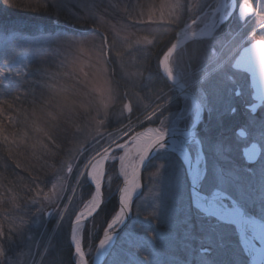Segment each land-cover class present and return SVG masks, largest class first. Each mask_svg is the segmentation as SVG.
I'll list each match as a JSON object with an SVG mask.
<instances>
[{"label":"rangeland","instance_id":"obj_1","mask_svg":"<svg viewBox=\"0 0 264 264\" xmlns=\"http://www.w3.org/2000/svg\"><path fill=\"white\" fill-rule=\"evenodd\" d=\"M43 1L50 2L57 10L59 17L77 21L70 27L81 30L83 33L78 32L79 34L70 36L48 34L32 38L22 34H0V83L6 79L13 83V87L6 93L13 95L12 99L10 98V102L6 103L3 101L5 104L0 106V146H3L4 142L9 143V147L2 149L3 153L2 155L0 153V157L4 161L7 158L11 161L16 160L14 156L18 147L26 146V150L31 149L32 152L29 149L25 150L27 154H24L23 161L20 163L16 161L18 169L25 177L26 174H32L31 166H34L30 160L32 156H38L42 160L46 157L47 160H52L49 165L52 173H49V177L45 178V181H41L42 178L38 177L39 181H36V185L32 186L31 190L30 186L28 187L26 182L22 181L23 192L31 193V201L35 197L38 186L44 188L47 185L45 191H48L51 184L56 183L63 176L66 178L63 207L69 209L71 213H76L83 209L84 203L90 199V193L85 192L84 189L79 190L77 179L81 180L83 177H78L75 169L69 175L67 164L79 158L81 151L84 156H90L92 152L105 147L110 139L115 143V140L128 136L130 133L146 131L148 127H159V121H152L151 117L159 111L160 105L166 104L169 96L178 103L171 104L164 112V117H168L166 126H170L173 114L191 104V100H184L177 86L172 85L163 76L164 54L172 46L170 43L178 40L176 37L182 31L190 34L202 32V30L208 32L212 28L211 26L209 28L211 18L219 20L217 9L220 0ZM226 1L228 8L224 15L229 14L226 19L231 18L227 26L221 28L219 32L214 31L208 39L194 40L183 45L174 53L170 65L174 81L179 84L189 82L193 74L197 79L206 73L213 72L218 73L217 78L226 76L225 96L221 100L212 101L215 108L212 115L207 112L210 117L209 129L217 140L223 142L232 168L242 177L247 178L253 171L258 176L261 168H264V135L261 132L264 122L255 119L257 116L249 114V110L247 112L243 109L246 115L243 119L245 123L238 128V131L243 129L248 135V138H243L235 130L228 129L226 132L221 118L225 117L224 114H228L226 111L228 108L235 107L232 99L237 88L233 86L236 84L231 81L229 72L237 49L248 37V45L251 44V36L264 37V0H240V4L238 0ZM248 8L251 11L245 15L244 12H249ZM54 25L62 26L64 23L55 21ZM166 41L170 42V46L159 55L157 60V52L161 44ZM213 45L220 49L219 57L215 56L214 50H211ZM245 47L247 44H244L243 48ZM179 54L185 56L189 63L188 67L185 68V61L180 59ZM35 63L40 67L37 74L43 81L35 80L30 84L28 80H25L22 68ZM114 74H118V80L126 87L119 88L121 85ZM161 76L164 78L163 81L160 80ZM238 78L240 80L241 77L238 75ZM46 81H49L48 85ZM158 84H164L165 90L153 93V89L156 90ZM231 88L234 89L232 92ZM190 91L192 92L191 89ZM69 92L71 94L67 95ZM150 92H152L151 95ZM247 92L246 89L242 93L245 98ZM15 93H18L16 97ZM65 95L68 98H65ZM49 99L51 107L48 111L46 107L43 109L41 106L47 105ZM22 101L27 105H24ZM132 103L147 109L148 115L146 114L147 116L141 120L143 122L132 118L134 113ZM46 111H48L47 122L52 121L56 125L67 124L64 121L66 117L68 118L66 140L69 141V146L62 151L59 150L61 153L52 154L51 151L54 149L49 147V135L47 137L43 135L47 126L42 113ZM117 115L120 119L125 116L126 121L123 123L122 119V122L116 124L118 127L112 131L109 122ZM259 115H264V107ZM186 123L190 128L191 122L187 119L180 121L177 127L185 129L183 126H186ZM201 124L202 122L199 125ZM65 131L67 132V129ZM252 142L259 144L262 153L258 163L248 166L243 157V149ZM203 151L205 155L209 151L207 142L204 144ZM177 156L175 153H170L168 158L175 160ZM192 156L195 160L194 149H192ZM162 161L161 156L144 169L141 187L137 190V196L132 204V218L114 241L112 255L102 264H123L131 254L142 257L138 247L134 245L137 234H142L140 225L146 223L144 217L151 215L152 206L161 193L166 201L169 199L167 176H160L158 173L154 175L155 166ZM184 171L186 172L187 169L184 168ZM257 179L258 177L254 176L253 183ZM3 182L0 179V228L7 231L9 227H15L16 223L19 226L20 221L23 220L25 222L21 228L23 236L16 237L20 248L25 252L30 251L31 258L35 259L37 264H40L41 260L43 264H52L53 255L62 258L60 253L62 255L68 243L69 224L74 216L65 212L64 220L60 221L54 215L37 226L32 223L35 208L29 207L25 202L22 191L20 192L22 188L12 189L9 183L6 186ZM121 182L123 183V178L119 172L118 162H110L106 165L102 184L104 195L111 191L112 195L109 197L116 194L118 200ZM87 183L93 187L89 181ZM182 190L183 201H170V203L172 206L186 209L190 196L188 179L184 180ZM92 191L93 194L94 187ZM201 191L211 193L206 185L201 188ZM17 204L19 207L15 206ZM249 214L255 215L251 212ZM256 217L264 222V218ZM180 218L178 214L167 223L157 219L151 220L152 227L158 228L160 233V239L155 241V247L163 264H172L174 260L178 264H183L186 257L190 258L183 247ZM226 232L231 249L234 253L241 255L243 264H247L248 259L240 248L235 228L231 225ZM98 233L97 237L101 235L100 231ZM28 236H31V239H28ZM50 237L53 241L51 245H49ZM97 240L92 241L93 249L98 244ZM46 245L49 248H55V253L46 250ZM85 250L87 252V248Z\"/></svg>","mask_w":264,"mask_h":264},{"label":"snow or ice","instance_id":"obj_2","mask_svg":"<svg viewBox=\"0 0 264 264\" xmlns=\"http://www.w3.org/2000/svg\"><path fill=\"white\" fill-rule=\"evenodd\" d=\"M46 6L42 0H36L35 5L28 4L26 8L35 10L37 7ZM225 8L224 0H220L217 9L219 20L213 21V27L217 23L220 24L217 32L226 27L231 19H224ZM211 50H214L217 57L221 54L215 45ZM249 52H252V49L241 53L240 62L250 64L252 59ZM258 59L264 72V59ZM225 82L226 76L217 78L214 72L206 73L199 79L193 74L189 82L180 83L178 87L182 93L186 88L191 89L199 98V102L191 95L185 94L184 100H191V104L172 115L170 126H166L168 117H164V112L171 104L178 103L172 96L167 97L166 104L160 105L159 111L151 117L152 121H159V127H148L146 131L130 133L115 140V143L110 139L105 147L92 152L90 156H84L81 151L79 158L67 164V173L71 175L75 169L78 177H86L94 187V193L90 195L87 203H84L82 210L71 213L63 207L66 179L63 176L56 183H52L48 191H45L47 185L44 188H36L35 197L29 201L35 208L33 224L39 226L54 215L62 221L65 219V212L74 216L69 224L68 264H99L101 259L106 261L112 255L114 241L127 227L131 217L133 196L141 187L140 173L146 165L161 156L163 161L155 166L154 175L158 173L160 176H167L169 199L166 201L161 193L152 206L151 215L144 217L146 223L140 225L142 234H137L134 245L138 247L142 257L131 254L123 264H163L155 247L160 233L158 228L152 227L151 220L157 219L167 223L178 214L181 216L179 225L183 230V247L190 257H186L183 264H243L241 255L234 253L228 242L226 229L231 225L240 230V243L244 246V251L264 255V225L256 219V216L264 218V168H261L258 176L253 171L247 178L242 177L228 162L224 144L216 139L212 130L209 129L203 134L195 130L205 108L207 107L212 115L215 111L212 101L221 100L225 96ZM258 98L264 100V96ZM226 111L234 115L236 109L230 107ZM186 119L191 122L188 130L177 127L180 121ZM255 119L264 122V115ZM261 132L264 135V124ZM177 136L181 139L177 140ZM205 142L209 148L206 155L203 151ZM192 149L195 150L194 162ZM170 153L178 154L177 158L169 159ZM110 162H118L124 186L118 190L117 206L108 211V196L112 193L109 191L107 196L104 195L102 184L106 165ZM254 176L258 177L255 183ZM185 179L190 181L191 192L187 208L180 209L172 206L170 201H183L182 188ZM80 182L77 179V183ZM205 185L211 191L210 195L201 193V188ZM15 206L19 207L18 204ZM250 212L255 215H250ZM24 224L21 220L19 226L16 223L15 227H9L7 231L0 228V264H37L36 260L31 258V252H25L16 240L18 235L23 236L21 228ZM98 224L102 227V234L93 249L92 241L97 239V233L100 231ZM249 230L252 233L250 238L247 235ZM27 238L31 239V236ZM257 239L262 245L261 248H256L251 243ZM52 242L50 237L49 245ZM46 250L55 253V248H49L48 245ZM40 264H43V260ZM52 264H65V261L53 255ZM172 264L178 262L174 260Z\"/></svg>","mask_w":264,"mask_h":264},{"label":"trees","instance_id":"obj_3","mask_svg":"<svg viewBox=\"0 0 264 264\" xmlns=\"http://www.w3.org/2000/svg\"><path fill=\"white\" fill-rule=\"evenodd\" d=\"M42 2H44L42 0ZM239 4H240V0H238ZM36 0H0V34H22L24 36L27 37H38L41 35H59V34H64V35H73L76 33H83L81 32V30H76L72 29L70 26H73L77 23V21H74L73 19H67L64 18L63 16L59 17V15H57V10L54 9L53 5L50 2H44L46 3V7H37L35 10H33L32 8H26V6L28 4H32L35 5ZM15 5V6H12ZM55 21H60L62 23H64V25L62 26H55L54 22ZM78 33V34H79ZM169 41L164 42L163 44H161V47L159 48V51L157 52L156 58L157 60H159V55L163 53L164 50H166L170 44ZM181 56V54L179 55ZM183 61H185V68L186 66H189V63L187 62V59L185 58V56L182 57ZM113 60V58H112ZM39 66L38 64H32L29 67H23L22 70L24 72L25 75V80H28L29 83L31 84V81H43L40 80V76L39 74H37V72L39 71ZM51 70V69H50ZM6 73V72H5ZM158 74V73H157ZM115 75V74H114ZM114 77H116L115 79L118 80V74H116ZM31 79V80H30ZM7 80V79H6ZM4 80L2 81V83H0V106L2 107V104H5L6 102H10V100L12 99L13 95L10 94H6L10 89L13 87V83L12 81L9 80ZM160 80H164V78L161 76ZM36 81V82H37ZM120 83V87L119 88H124L126 87L124 83L120 82V80H118ZM49 84V81H46V85ZM51 84V83H50ZM166 86L163 84H158L156 90L153 89V93H156L157 91H160L162 89L165 90ZM15 93V97H16ZM71 93L69 92L67 95H70ZM152 94V92H150V95ZM65 95V98H68V96ZM155 95V94H154ZM11 96V97H10ZM14 97V98H15ZM11 98V99H10ZM21 99V98H20ZM38 100V99H36ZM47 100V99H46ZM3 101L5 103H3ZM21 101V100H20ZM51 100H48V104L41 106V108L45 109V107L47 108L46 110H50L49 107H51ZM2 102V103H1ZM22 103L24 105H27L24 101H22ZM147 103V101L145 102ZM134 108V113L132 118L135 119V121H141L144 117H146L147 114V109H142L139 106H136L135 103H132ZM48 111H46V113H42L44 114V118L46 119V129L43 132V135H45V137H49V147L54 149V151L52 150L51 153L54 154V152L58 153L59 150L62 151L63 149H65L69 143L68 140H66L68 138V127L67 125L69 124L68 118H65V123L67 124H60V125H56L55 122L53 123L52 121L47 122L48 117L46 118V116H48ZM147 114V115H146ZM55 115V114H54ZM126 117L123 116V123H125ZM122 119H120V117H115L113 119L110 120L109 125L111 128V130L113 131V129L117 128L118 126L116 124H119L120 122H122ZM157 123V122H156ZM156 123L154 125H156ZM223 125L226 127L224 128V130L227 132L228 129H231V131L235 130V128L237 127L236 125V119L235 118H230L229 116L225 117L222 120ZM238 123V122H237ZM210 126V117L207 114H205V120L204 122L200 125L199 127V132L201 134H203L204 132H207V130L209 129ZM67 129V132L65 131ZM46 133V134H45ZM232 133V132H231ZM48 139V138H47ZM10 142V141H9ZM2 143V142H1ZM3 146H0V153L2 155L3 151L2 149H4L5 147H9V143H2ZM26 146H21L18 147V151H16L17 153H15L14 158L16 157L17 159H12V161L7 158L6 161H4L3 158L0 157V179H2V182L6 185H8V183L10 184V186L12 187V189H18L19 187L22 188V190H20V192L22 191V197L25 198V202L28 203L29 207H33L29 201L32 198L31 193L29 192V194H25L23 192V187H24V183L26 182L27 186H30V190L32 189V186L36 185V181H39L38 177H41V181L42 180H46L45 178L49 177V173H52L49 165L51 164L50 160H47V157L45 158V160H42L40 157L35 156V157H31L30 160L31 162H33L34 166H31V170H32V174L28 175L26 174V177L23 175L22 172H20V169H18V164L16 161H18L20 163V161H23V157L25 156L24 154H27L26 151ZM26 150V151H25ZM31 151V149H29ZM32 152V151H31ZM61 153V152H59ZM33 154V153H32ZM6 157V156H5ZM13 158V157H11ZM48 165V166H47ZM108 175V174H107ZM4 179V180H3ZM23 181V182H22ZM81 182L79 183V190L84 189L85 192L90 193L89 195L92 194V186L87 183V179L86 177L81 178L80 180ZM121 184H123L121 182ZM6 185V186H7ZM26 187V186H25ZM8 188V187H7ZM107 195V194H106ZM117 195H113L112 197L108 196V211H111L113 208H115L118 204L117 202ZM55 225V223L53 224ZM52 226V225H51ZM98 227H100V234H102V227L98 224ZM99 234V233H98ZM100 237V236H99ZM99 237H97V239H99ZM98 242V240H97ZM69 244L67 243L65 245V248L63 250V253L60 256L64 259L65 264H68V259L70 256V247L68 246Z\"/></svg>","mask_w":264,"mask_h":264},{"label":"water","instance_id":"obj_4","mask_svg":"<svg viewBox=\"0 0 264 264\" xmlns=\"http://www.w3.org/2000/svg\"><path fill=\"white\" fill-rule=\"evenodd\" d=\"M224 3L227 6L226 0H224ZM244 13H246L245 15L248 14V12H244ZM224 19H226L225 15H224ZM219 27H220V24L217 23L215 25V27L212 28V30H210V32H205V33L196 32L194 34L188 33L182 37L179 36L177 38L178 40H176L174 43H172V46L170 47V49L167 51V53L165 55L164 69L162 72L164 74L163 76H165V78H167L172 85H176L177 88L179 89V87H178L179 83L178 82L176 83L174 81L175 78L172 75V70H171V65H170L171 59H172L174 53L176 51H178V49H180L183 45H185L186 43H188L190 41L208 39L209 37H211V35L214 33V31H216V29H218ZM180 42H183V43L179 44ZM249 49H252V52L248 53L252 59V61H250V64H245V63L240 62L239 56L241 55V53H244L245 50H249ZM241 53L239 54V56L234 61L233 68L239 72H243V73H246L249 75L250 82H251V85L253 88V97H254L255 103L252 106L248 107V109L251 111V113H253L254 115H257L259 110L264 106V100L258 98L259 96H264V72H262V70H261V65H260V62L258 59V57L260 59H264V41L263 40H257L255 42H253L249 46L243 48ZM185 93L191 95L193 99H196L197 102H199V99L195 95H193V93L190 91V89L186 88ZM203 116H204V111L202 113V119L198 123V125L202 122ZM197 128H198V126H197ZM197 128L195 130H197ZM184 130H188V129H184ZM237 134H239L243 138L247 137V134L245 133V131L243 129H240ZM169 139H171V137H169ZM176 139L179 140V139H181V137L177 136ZM260 153H261V148L256 143H251L248 147L246 146V148L243 149V156H244L247 164H249V165H254V164L258 163V160H259L260 155H261ZM194 161L195 160L193 158V162ZM147 166L148 165H146L140 173L139 179H140L141 184H142V177L144 174V169H146ZM185 168L187 169V166ZM123 186H124V183L121 186V188ZM189 188H190V192H191L190 181H189ZM201 193L203 195H210V194H205L203 192H201ZM134 200H133L132 204L134 203ZM131 218H132V214H131L130 219ZM256 219L258 220V222H260V224L261 223L264 224V222L259 220L257 217H256ZM232 226L235 228L236 234L238 236V241H239V244L241 246L240 248L243 249L244 246L240 243V230L235 225H232ZM244 253L246 255V258L248 259L247 264H252V262H251L252 254H249V252H247V251H244ZM103 262H104V259H101L99 264H102Z\"/></svg>","mask_w":264,"mask_h":264},{"label":"flooded vegetation","instance_id":"obj_5","mask_svg":"<svg viewBox=\"0 0 264 264\" xmlns=\"http://www.w3.org/2000/svg\"><path fill=\"white\" fill-rule=\"evenodd\" d=\"M256 33V32H255ZM251 36V35H250ZM249 38V37H248ZM246 39V41L244 42V44L246 45L247 44V46H248V40L249 39ZM257 40H264V37H260L259 35H256V36H251V44L253 43V42H255V41H257ZM174 42V41H173ZM172 42V43H173ZM172 43H170V44H172ZM249 43V44H250ZM244 44H242L238 49H237V53L234 55L235 57H234V59H233V61H235V59L237 58V56H238V54H239V52H241L242 51V49H243V47H244ZM180 55V54H179ZM183 56H181V60H183V58H182ZM180 60V61H181ZM232 61V62H233ZM182 63V62H181ZM233 64H234V62L232 63V65H231V68H230V78H231V81L233 82V84H236V85H233L232 83H228V84H232L233 86H236V88L237 89H235V94L233 95V98L234 99H232V101L234 102L233 103V105L235 106L234 108L236 109V112H235V114L234 115H232L231 113L229 114H227V115H225L224 114V116L225 117H227V116H229L230 118H235L236 119V124H237V127L235 128V132L236 133H238V128L239 127H241V126H243V124L245 123V121L243 120L244 119V117L246 116L245 115V111L243 110V109H246L247 110V112H249L248 111V107H250V106H252L254 103H255V101H254V97H253V88H252V85H251V82H250V77H249V75L248 74H246V73H243V72H239V71H237V70H235L234 68H233ZM172 70V69H171ZM223 70V69H222ZM225 71V70H224ZM233 75H235V77H233ZM238 75L241 77L240 78V80H239V78H238ZM218 76V73L216 74V77ZM240 88V89H239ZM241 88H243V90H241ZM247 89V91L249 92H247V96H246V98L242 95V93L244 92V90H246ZM232 90H234V89H232L231 88V92H232ZM236 93H239L238 95L236 94ZM243 96V97H242ZM264 107V106H263ZM261 111V110H260ZM260 111L258 112V114L257 115H253V113H251V111H250V113L249 114H252L253 116H258L259 115V113H260ZM207 112H208V110H207V107L205 108V110H204V116H203V120H202V123H203V121L205 120V114H207ZM247 115H248V113H247ZM224 117V118H225ZM224 118H221V119H224ZM144 119V118H143ZM141 122H143V121H141ZM238 122V123H237ZM241 122V123H240ZM186 126H183L185 129H188V123H186L185 124ZM241 125V126H240ZM199 127H200V125H198V128H197V130L196 131H198L199 132ZM247 138H248V135H247ZM252 143H255V142H252ZM259 145V144H258ZM261 153H262V151H261Z\"/></svg>","mask_w":264,"mask_h":264},{"label":"bare ground","instance_id":"obj_6","mask_svg":"<svg viewBox=\"0 0 264 264\" xmlns=\"http://www.w3.org/2000/svg\"><path fill=\"white\" fill-rule=\"evenodd\" d=\"M228 8V5L226 6V9ZM226 9H225V12H226ZM229 15V14H228ZM227 14L225 15V17L226 16H228ZM214 20H217V19H215L214 17H212L211 18V20L209 21L210 23H209V28H210V26L212 27V28H214L213 27V21ZM218 21V20H217ZM212 28L210 29V30H212ZM210 30L208 31V32H210ZM200 33H205V30H202V32H200ZM186 34H188V33H183L182 34V36H184V35H186ZM181 36V37H182ZM181 43H183V42H180L179 44H181ZM180 90V89H179ZM180 93H181V95L182 96H184L185 95V93L183 92H181L180 91ZM139 190V189H138ZM137 193H138V191L134 194V196H133V200L135 199V197L137 196ZM133 200H132V202H133ZM260 223V222H259ZM261 225H264V224H262L261 223ZM247 235L249 236V238L251 237V235H252V233H251V231L249 230L248 232H247ZM251 243H253L254 245H255V247L256 248H261L262 247V245H261V243H260V241H259V239H257V240H255V241H251ZM251 262H252V264H264V255H258V254H255V253H253L252 254V260H251Z\"/></svg>","mask_w":264,"mask_h":264}]
</instances>
